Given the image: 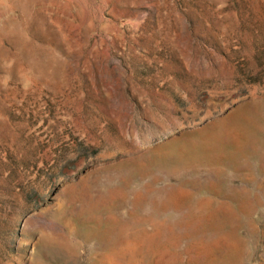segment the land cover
Listing matches in <instances>:
<instances>
[{
  "label": "rangeland",
  "instance_id": "obj_1",
  "mask_svg": "<svg viewBox=\"0 0 264 264\" xmlns=\"http://www.w3.org/2000/svg\"><path fill=\"white\" fill-rule=\"evenodd\" d=\"M0 226L17 264H264V0H0Z\"/></svg>",
  "mask_w": 264,
  "mask_h": 264
},
{
  "label": "trees",
  "instance_id": "obj_2",
  "mask_svg": "<svg viewBox=\"0 0 264 264\" xmlns=\"http://www.w3.org/2000/svg\"><path fill=\"white\" fill-rule=\"evenodd\" d=\"M58 175V174H54ZM30 196L29 194L25 195ZM29 199L27 198L25 200L26 203H28ZM23 208V207H22ZM7 216H10L8 214ZM6 223V226L13 228L14 227V222L12 220H4ZM6 226H0V264H17V259L20 258L19 252H14L13 249L10 246V240L12 238V234L9 233L8 235H4L3 232L1 233V230L6 228Z\"/></svg>",
  "mask_w": 264,
  "mask_h": 264
}]
</instances>
